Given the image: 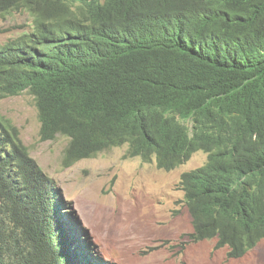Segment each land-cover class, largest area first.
<instances>
[{"label": "trees", "instance_id": "1", "mask_svg": "<svg viewBox=\"0 0 264 264\" xmlns=\"http://www.w3.org/2000/svg\"><path fill=\"white\" fill-rule=\"evenodd\" d=\"M157 3L189 4V26L162 42L139 35L136 15ZM22 12L28 29L0 45V100L35 97L42 141L69 139L63 167L128 145V157L171 171L200 149L176 116L210 126L222 144L181 178L190 237L217 239L232 259L254 249L264 238V160L242 166L234 150L264 142V0H0V16ZM68 208L0 116V264H106Z\"/></svg>", "mask_w": 264, "mask_h": 264}, {"label": "rangeland", "instance_id": "2", "mask_svg": "<svg viewBox=\"0 0 264 264\" xmlns=\"http://www.w3.org/2000/svg\"><path fill=\"white\" fill-rule=\"evenodd\" d=\"M30 22L25 12L0 16V45L19 38ZM0 116L18 129L31 156L55 180L84 238L106 264H264V240L232 259L229 248L216 247L217 239L194 242L190 237L194 225L181 178L203 166L205 155L165 171L155 161L126 158L128 148L119 147L65 168L69 140L42 141L32 94L0 100Z\"/></svg>", "mask_w": 264, "mask_h": 264}, {"label": "clouds", "instance_id": "3", "mask_svg": "<svg viewBox=\"0 0 264 264\" xmlns=\"http://www.w3.org/2000/svg\"><path fill=\"white\" fill-rule=\"evenodd\" d=\"M189 20H190L189 4L186 5L185 7L181 8L178 11H174V10H172L166 6H163V5L157 3V4H154L150 7H148L140 15H136L135 24L138 26L139 35L143 36L144 38H145V36L147 38H149V36H151L154 40L162 42L166 38L169 39L171 37V35L180 26H189ZM148 22H150L152 24L149 29H148ZM176 121L181 125L177 129H180L181 134H182L183 138L185 139V141L187 142V144H189L190 146H193V147L200 148L199 150H197L196 152H194L192 154L190 160L196 154L201 153L207 157V161L203 166H201L197 169H200V168L206 166L210 160L211 153L206 151L204 148H209V147L217 148V147H219L222 144L220 133L216 129H214L210 126L198 125L190 119L187 120L184 118H178L176 116ZM122 147H127L128 151H129L128 145H125ZM115 148H119V147H115ZM111 149H113V148H111ZM108 150H110V149H108ZM128 151L126 154V158H140V157H128ZM248 152L251 153L249 156H248ZM234 156H235L234 160L242 166L250 165L249 160H251L255 164L259 163V162H261V160H260L261 156L264 160V142L263 141H251V142H247L246 144L236 146L235 150H234ZM237 158H239V160ZM91 159H93V158H91ZM83 160H89V159H83ZM83 160H81V161H83ZM152 161L156 162V159L153 158ZM189 161H187L186 163H188ZM186 163H184L182 165H185ZM156 165H157V163H156ZM182 165H180V166H182ZM180 166H178L177 168H179ZM177 168H175V169H177ZM197 169H194L192 171H195ZM192 171H190V172H192ZM185 173H188V172H185ZM259 196L260 195L257 194L255 196V198L250 199L248 201L247 210L249 212L255 214L254 209L252 207V203ZM263 240H264V238L261 241H263Z\"/></svg>", "mask_w": 264, "mask_h": 264}]
</instances>
